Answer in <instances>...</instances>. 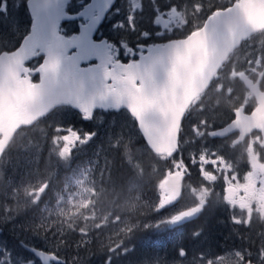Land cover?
<instances>
[{
	"label": "trees",
	"instance_id": "1",
	"mask_svg": "<svg viewBox=\"0 0 264 264\" xmlns=\"http://www.w3.org/2000/svg\"><path fill=\"white\" fill-rule=\"evenodd\" d=\"M150 1L152 0H139L136 14L131 22H128L127 15L128 17L131 15L134 7L128 4V0H116L112 9L115 18L109 22L107 18L101 25L97 36L100 38L109 37L107 33L110 32L112 38L109 37V39L116 40V37L124 31L114 32L110 26L116 20H121L123 24L128 26L125 32L131 37L129 43L133 49L154 38L158 40L159 26L153 16H158L161 9L154 8L151 12L146 11L143 2L148 6ZM166 1H169L168 5L164 4ZM231 1L156 0L164 9L174 8L177 5L181 10H184L187 24L183 32L174 34V38L184 37L195 30L211 11L223 8ZM74 3L75 0H71L67 11L72 13L79 10L81 5L74 10ZM199 6L200 8H198ZM117 7L118 12L115 10ZM2 14L0 13V16ZM14 15L15 21H21L22 28L18 37L13 39L14 44L12 46L10 45L12 39L6 41L9 31L0 33L3 34L0 37L2 43L0 51L14 49L28 32L30 17L25 7V0H21ZM140 16H144L143 21L140 20ZM13 19L14 17H11V20ZM143 23L146 26H142V28H148L150 31L140 34L137 26L138 24L143 25ZM66 26L69 28L67 29ZM103 29L104 32L101 34ZM61 30L66 34L75 32L77 24L76 22H64ZM121 43L124 44L123 41ZM114 53L116 58L126 61L134 51L125 54L123 51L114 48ZM241 53L244 54V58L247 55L255 56L253 61L259 64L260 70H264V31L232 53L229 60L213 79L208 91L190 109L186 116V119L190 120V125L189 127L186 126V119L182 123L179 149L172 158L175 160L174 162H170L171 160L165 157L155 156L148 149L134 120L123 110L119 112L97 111L91 118L84 119L81 114L68 107H58L32 126L18 130L0 160V217L4 213H8V215H14L18 220L16 221L14 218L16 222L14 226H11L12 222L7 225L5 220L0 221L1 235L4 239L3 248L13 253L17 245L20 247L21 242L27 243L37 249L55 253L68 261L66 264H118L120 262L122 264L123 262L137 264L150 259L159 261L158 264H174L178 260L181 261L183 257L193 262L192 260L197 257L217 258L222 255L224 252L221 251L228 245L231 246L235 236L245 234L246 230L235 226L232 221L231 208L217 193H212L208 197L209 200L204 207L203 214L198 215L193 224L184 229H179L180 234L176 238H167V231L157 230V227L153 225L159 208L157 205L159 183L166 170H172L174 163L178 167L185 168L183 173L188 183L195 180L199 185H207V182L198 175L199 163L196 162L197 159L193 155H199L204 148L218 152L214 149L217 143L210 140L202 132H200L201 135L194 137V129L191 130L190 126L200 124L199 121L204 124L203 120L208 122L213 114L220 109H223L224 117L221 120L213 121L212 125L222 126L231 118L234 105L238 101L234 102V105L229 104L230 95L234 91L237 92L238 88L241 87L237 77L231 71L233 68L244 70L243 63L245 60L237 64ZM41 59V56L35 57L28 63V66L36 67ZM241 70L239 71L242 72ZM60 129V132L56 131ZM59 134L91 135V140L87 144L89 146L88 152L78 155L74 163H70L69 172L71 173L72 169H78L84 163L89 162L92 169H95L93 175L97 179V188L100 189V198H96L95 205L102 207L99 209L100 213L106 209V202L110 205L106 220L108 223L105 227L97 228L94 226L99 219L95 222H87L90 224L89 233L92 231V243H83L84 238L80 234H76L73 229L69 232L68 230L66 232L60 230V233L50 236L54 229H48L43 221L39 223L37 219L40 206L44 203H50L52 196L62 191V186L70 176L69 173L60 169L55 157V135L58 136ZM185 137L188 138L191 149L185 148ZM29 181H40L41 185L45 187L43 192L46 194L42 201L31 207L16 200L13 206L15 210L19 209L18 203L27 207L21 208L16 213L7 212L12 205V202L8 200L9 196L15 193L14 189L22 187ZM215 191L218 189L214 188L213 192ZM126 199H133L131 209L126 212L127 206H124V213H120L117 210L118 201L124 202ZM120 217L127 219L129 221L127 224L131 225L125 229L123 236L118 228L110 226L112 220L115 218L120 220ZM78 221L81 223L80 220ZM24 222L26 223L25 227L18 229L17 226H21ZM246 229L258 233L262 240H256L254 244L251 242L244 243L246 249L251 250L252 253L245 261H264V220H253L251 228L246 227ZM203 235L206 237V242L202 241ZM44 236L47 237V240L44 239ZM230 237L232 238L230 239ZM104 238L107 239V244L100 250L98 244ZM112 247L114 248L113 251H111ZM240 248V246H236V249ZM229 250L230 248L227 251ZM21 251L25 252L23 249ZM106 254L107 260L105 259Z\"/></svg>",
	"mask_w": 264,
	"mask_h": 264
},
{
	"label": "water",
	"instance_id": "2",
	"mask_svg": "<svg viewBox=\"0 0 264 264\" xmlns=\"http://www.w3.org/2000/svg\"><path fill=\"white\" fill-rule=\"evenodd\" d=\"M70 0H26L31 19L28 33L12 51L0 52V159L14 134L36 123L57 107H70L83 118L95 111L125 110L136 122L146 146L170 158L177 149L179 127L191 102L206 90L229 54L254 32L264 29V0H239L213 11L202 26L185 38L139 46L144 53L127 62L114 60L111 44L94 35L115 0H89L78 12L67 13ZM78 31L60 32L63 22L79 20ZM36 55L39 65L26 64ZM38 80L32 82L31 76ZM246 87L250 81L242 73ZM257 107L209 134L222 138L238 132L240 142L257 130L264 141V94L251 88ZM264 148V147H263ZM159 188L175 203L180 179L167 171ZM39 190L38 192H40ZM230 189L226 194L231 196ZM200 208L180 214L195 218ZM41 264L64 261L54 253L22 245ZM244 264H254L247 261Z\"/></svg>",
	"mask_w": 264,
	"mask_h": 264
},
{
	"label": "rangeland",
	"instance_id": "3",
	"mask_svg": "<svg viewBox=\"0 0 264 264\" xmlns=\"http://www.w3.org/2000/svg\"><path fill=\"white\" fill-rule=\"evenodd\" d=\"M87 0H75L74 3V10L80 7V5L84 6L86 4ZM127 1V0H126ZM220 2L224 0H218ZM21 0H1L0 1V13H3L2 16H0V33L2 32H8L6 41L13 40L14 38L18 37V34L22 28L21 21L17 22L15 21V15L14 12L19 8ZM169 1L164 2V4L168 5ZM124 4V3H123ZM121 4V5H123ZM128 4H130L131 7H134V9L131 12V15L127 19L128 22H131L132 18L135 16L136 11L138 9L139 0H128ZM145 10L151 12L152 9H161V12L158 16H153L156 23L159 26L160 30H163V35L165 37L174 36L175 33L179 34L180 32L184 31V28L187 24L186 17L184 15V10H181L179 6H175L174 8H168L164 9L162 6H160L156 0L150 1L149 5H145ZM200 8V6L198 7ZM118 12V7L115 9ZM114 10V11H115ZM74 12V11H73ZM11 17H14L13 20H11ZM108 22L115 18V15L113 14L112 10L110 14L107 16ZM106 18V19H107ZM140 20H144V16H140ZM159 18L164 19L165 21H162L161 24L157 22ZM135 19H137L135 17ZM196 19V18H195ZM194 19V20H195ZM193 20V21H194ZM104 23V22H103ZM102 23V24H103ZM142 26H146V24L143 23V25L138 24L137 30L142 33H146L147 31H150L148 28H142ZM162 26V28H161ZM114 32H118L120 30L124 31V33L119 34L116 37V40L111 39L112 34L110 32L107 33L109 37L104 36V38H107L110 42L112 41L114 44L115 49H119L123 51L125 54H128L129 51L133 49L132 45L129 43L131 40V37L125 32V29H128V26L122 23L121 20H116L114 23L111 24V26ZM109 27V28H110ZM68 29L69 26H66ZM101 28V27H100ZM108 28V30H109ZM65 29V28H64ZM66 30V29H65ZM104 32V29L101 31V34ZM3 34H0V37ZM124 42L122 45L121 42ZM0 41V45H1ZM14 44V40L11 42V46ZM257 47V45H256ZM240 52V51H239ZM238 52V53H239ZM237 53V55H238ZM236 55V56H237ZM235 56V57H236ZM239 61L237 64H239L240 61H244V70H241V68H233L232 73L238 77L240 71H243L242 73L245 74V72L248 73L249 68H253L252 61L255 58L252 55H247L244 58V54L241 53L239 55ZM120 60V59H119ZM242 64V65H243ZM241 65V66H242ZM231 77H233L231 75ZM237 94L236 91L232 92L231 95ZM233 101H229V104H233L237 101L236 99H232ZM235 107L237 105H234ZM223 109L217 110L215 114H213V117L207 122L203 120L202 122H205L204 124L200 122V124L191 125L190 129H197L198 132L195 133L193 131V136H198L200 132L207 131L209 129H214L218 126L212 125L213 121L221 120L224 117V112H222ZM209 117V116H208ZM207 118V117H206ZM207 122V123H206ZM56 131H61L56 130ZM56 139L54 142V153L57 160V164L60 166V169L63 172H67L70 174V176L65 181L64 185L62 186V191L60 193H56L52 196L50 203H44L40 206V209L38 211L37 219L38 222L41 223L43 221L44 225L48 226V229H54L51 231L50 236L56 233H60V230L63 231H71L72 229L77 234H80L84 240L83 243L87 244L88 238H89V229L90 224L87 223L89 221H96L99 219V221H96L94 224L95 227H105V225L108 223L107 220V214L108 209L110 208L109 203L106 202V209L100 213L99 209H102L100 206L95 205L96 198H100V189L97 188V182L96 178L93 175V172L95 169H92V166L89 162L84 163L81 167L78 169H72V172H69L70 163L76 160L78 155L86 154L88 152L89 146L87 145L91 140V135H62L59 134L58 136L55 135ZM11 143V142H10ZM185 148H190V143L188 141V138L185 137ZM251 144V142L249 143ZM231 147L224 144H219L214 147V149L218 150L213 151L211 149L204 148L199 155L195 157L197 160L196 162L199 163L198 168L200 166H203L200 168V170L215 174V180L206 178L207 187H203L202 190H190L188 189V192L193 193L195 196H200L201 200H205L207 196V192H210L212 190V186L215 182H209V181H216L217 177L220 176L221 180H218L217 182L221 181V190H223L224 185H229L231 182L238 181V177L236 176V169H235V163H231V165H227L228 162L226 161L224 165L218 167V169L215 171H212V162L213 160H217V163H223V160L225 158L230 157V149ZM30 149V148H29ZM28 149V151H29ZM27 151V152H28ZM245 151L248 155V159L251 162V172L258 175L260 178L258 179L256 185L254 188L250 187L246 182H240L237 184V187L244 188L243 191H241V195L236 197L233 200V203L227 204L228 207L230 206L232 210V221L235 223V226L242 227L243 230H246L245 234L243 235H236L235 240H233V243L228 245V247H225L224 250L221 252H224L222 255H220L217 258H202L197 257L194 258L190 262L189 259L186 257H183L181 261L178 260V262H174V264H244L245 259L249 257L252 253L251 250L246 249L244 246V243L248 244V242L254 244L256 240L261 241L262 238H260L258 233L251 232L252 230L246 229L251 228L252 221L253 220H264V182L260 183V180H264V167L261 165H257L254 162V158L259 157L260 153L252 152L251 150H248V147H245ZM222 153V154H221ZM131 161V159H128ZM206 160V161H205ZM175 160L172 159L170 162H174ZM206 162V163H205ZM180 164V162H179ZM205 164V165H204ZM210 164V166H208ZM177 166L176 163L172 165V170L174 167ZM208 167V168H207ZM164 177V175H163ZM205 180V178H203ZM209 180V181H208ZM254 184V181L252 182ZM40 181H29L25 185H23L20 188L14 189L15 193L9 196L8 200L12 202L11 207L7 210L9 213H16L21 208H25L27 206L23 205H37L40 201H42L44 195L46 193L42 192L41 194H38V190H40L41 187ZM224 195V192H223ZM19 200L21 203H18L19 209L15 210L13 206L15 205L14 201ZM131 203H133V199H126V201L119 200L117 204V210L120 213H124L125 207L126 212H129L131 209ZM100 213V215H99ZM178 212L173 213V219H175L178 215ZM124 215V214H123ZM15 216L14 215H8V213H4L0 217L1 220H5L7 225H10L9 222H12L11 226H14L16 223L14 221ZM158 218V219H157ZM16 219V218H15ZM80 220L81 223L78 221ZM16 221H18L16 219ZM155 224L154 227H157V230H165L167 231V238L174 239L179 234L180 231L175 227V224L172 221V215L167 214L163 208H158V214L156 215V220L154 221ZM129 221L123 217V219L120 217L115 218L111 221V227L118 228L119 232L122 233V236L125 232V229L130 227ZM164 223V224H163ZM25 222L21 224V226H17L18 229L21 227H25ZM77 228V230H76ZM111 229V228H110ZM249 231V232H248ZM92 232V231H91ZM2 231L0 229V264H39L35 258L26 252L21 251L22 248L17 245V248H15V252L11 253L8 249H4L3 241L1 235ZM45 234V233H43ZM232 237H230L231 239ZM44 239L47 240V237L44 236ZM206 237L202 238V241H205ZM208 239V238H207ZM190 241V240H189ZM12 243V242H11ZM10 243V245H11ZM229 244V243H228ZM13 245V244H12ZM230 246V247H229ZM236 246H240V249H236ZM16 247V246H14ZM230 248L229 251H227ZM23 252V253H22ZM68 262V261H66ZM159 261H155L153 259L145 260L143 262H139L137 264H158ZM255 264H264V261H257L255 260ZM122 264V262L118 263ZM123 264H128L124 263ZM130 264H134L130 262Z\"/></svg>",
	"mask_w": 264,
	"mask_h": 264
},
{
	"label": "flooded vegetation",
	"instance_id": "4",
	"mask_svg": "<svg viewBox=\"0 0 264 264\" xmlns=\"http://www.w3.org/2000/svg\"><path fill=\"white\" fill-rule=\"evenodd\" d=\"M1 1V0H0ZM253 68H249L248 69V73L245 72L247 78L250 80L249 83V87H245L242 84V90L237 92V94L234 95H230L231 99L230 101H233L232 99H236L237 98V103L235 105H237L233 110H232V115L231 118L226 122V124H228L229 122H231L234 119V111L236 108L240 107L242 108V111L244 114L249 115L256 107H257V102H256V97L253 93V91L251 90V88H255L257 86L258 90L264 94V70H259V64L256 62H253ZM32 68V67H30ZM34 80H37V76L33 75L31 76ZM236 102V101H235ZM186 119V117H185ZM184 119V121H185ZM225 124V125H226ZM190 125V120H188V118L186 119V126L189 127ZM223 125V126H225ZM221 126V127H223ZM219 126V128H221ZM183 128V127H182ZM218 127L214 128V129H209L206 132L202 131V133H204L205 136H207L210 140L214 141L217 143V145L219 144H224V145H228L231 148L229 149L230 151V157L225 158V160H223V163H217V160H213L212 162H214L212 165V171H216L218 169V167L226 164L225 162L227 161L228 164L227 165H231L230 162L235 163V169L236 171V176L238 177V181L236 182H231V184L229 185H224L223 190H221V178L220 176L217 177L216 181H209V182H215L214 185L212 186V190H210V192H207V196L205 198V200H201L200 196H195L193 193H189L188 189L196 191V190H202L203 187H207L206 186H202L199 185L197 181L193 180L192 182L190 181V183H188V181L184 178V171L185 168L183 167H178L175 166L173 170H166L176 174V176L180 179V185H181V193H180V197L179 199L173 203V204H168L166 202V197L167 194L163 191L160 190L159 188V195H158V200H157V205H159V209L163 208V210L167 213V214H171L172 215V221L175 224L174 228L177 229H184L185 227H187L190 224H193L196 220V218L198 217V215L203 214L204 211V207L207 205L208 200H209V196L212 193H217L219 194L223 201L227 204L233 203V200L238 196L241 195V191L244 190V188H240L237 187V184L240 182H246L250 187L254 188V186L256 185L258 179L260 178L258 175L254 174L251 172V162L248 159V155L245 151V147H248V150H251L252 152H258L260 153V158H254V162L257 165H261L262 167H264V150H263V140L261 137V134L258 131H252L249 134H247L242 141L236 143L235 141L237 140V138L239 137V133L238 132H233L231 134H229L228 136L222 137V138H211L209 136V133L213 130H217L219 129ZM194 132L197 133L198 130L194 129ZM202 133H199V135H201ZM251 142V144H249ZM219 153V151H218ZM222 154V153H221ZM206 161V160H205ZM206 163V162H205ZM205 165V164H204ZM208 166H210V164H208ZM203 166H200L198 168V175L201 178H206L208 177V179H212L215 180V174H211V173H207L204 172L202 170H200V168ZM208 168V167H207ZM214 169V170H213ZM214 171V172H215ZM218 180H221L220 182H217ZM254 181V184H252V182ZM264 180H260V183H263ZM215 189H218V191H214ZM226 189H230V193L231 196H228L226 194ZM224 192V195H223ZM195 207H199V213L198 215L191 219V220H187L182 222L180 220V214L188 209L191 208H195ZM230 207V206H229ZM174 212H178V216L173 219V213ZM259 221V220H258ZM92 238V232H90L89 234V238L87 243H92L93 241H91ZM100 244V250H102V248L106 247L107 244V239L104 238L103 240L99 241ZM26 245H29L26 243ZM32 246V245H29ZM21 247V245H20ZM23 248V247H22ZM25 250V249H24ZM114 248H111V251H113ZM102 252V251H101ZM114 253V252H113ZM107 254H112V253H107ZM107 254L105 256V259L107 260ZM58 256V255H57ZM118 259V258H117ZM113 259L111 258V261Z\"/></svg>",
	"mask_w": 264,
	"mask_h": 264
}]
</instances>
